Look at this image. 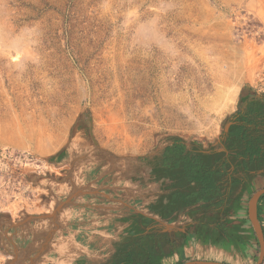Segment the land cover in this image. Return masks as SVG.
<instances>
[{
	"label": "rangeland",
	"instance_id": "374dc122",
	"mask_svg": "<svg viewBox=\"0 0 264 264\" xmlns=\"http://www.w3.org/2000/svg\"><path fill=\"white\" fill-rule=\"evenodd\" d=\"M253 101L264 110V0H0V261L39 257L120 168L158 174L173 139L217 151ZM155 175L166 200L173 178Z\"/></svg>",
	"mask_w": 264,
	"mask_h": 264
},
{
	"label": "crops",
	"instance_id": "0c3cea01",
	"mask_svg": "<svg viewBox=\"0 0 264 264\" xmlns=\"http://www.w3.org/2000/svg\"><path fill=\"white\" fill-rule=\"evenodd\" d=\"M218 151L225 152L224 162H228L221 169L226 170L220 179L223 203L219 207L206 209L202 204H195L170 214L168 207L164 208L169 200L168 197L164 200L165 187L157 180L150 183L145 180L153 174L133 181L128 172L132 167L120 168L121 178L111 176L109 182L87 188L85 191L89 192L85 195L88 196L84 195L77 202V212L43 236L44 243L39 249L43 252L38 253L39 257L8 249L6 254L15 253L16 257L10 255L8 261H0V264H98L100 261L92 260L90 254L110 264L121 244L154 230L188 241L184 263L257 264L254 257L259 240L250 219L249 206L252 197L264 190V167L258 166V157H254V166L245 169L241 166L243 157L226 151L223 146ZM253 188L260 190L255 192ZM196 212L200 214L198 221L194 219ZM257 215L263 229L260 219L264 221V194L259 198ZM63 248L69 251L68 261L64 263L58 261Z\"/></svg>",
	"mask_w": 264,
	"mask_h": 264
},
{
	"label": "trees",
	"instance_id": "16d2710c",
	"mask_svg": "<svg viewBox=\"0 0 264 264\" xmlns=\"http://www.w3.org/2000/svg\"><path fill=\"white\" fill-rule=\"evenodd\" d=\"M233 120L228 133L222 137L221 146L243 157L241 166L245 169L254 166V157H258V166L264 167V129L250 119H242L239 113ZM224 159L225 152L213 147L173 139L162 151L158 174L157 168L152 170L153 175L168 174L175 183L164 208L168 207V212L174 214L195 204H202L206 209L219 207L223 203L220 179L226 170L221 169L228 164ZM260 221L263 225V219ZM187 245L183 237L173 238L170 233L154 230L121 244L110 264H183L187 260Z\"/></svg>",
	"mask_w": 264,
	"mask_h": 264
},
{
	"label": "water",
	"instance_id": "95a60500",
	"mask_svg": "<svg viewBox=\"0 0 264 264\" xmlns=\"http://www.w3.org/2000/svg\"><path fill=\"white\" fill-rule=\"evenodd\" d=\"M59 182L61 183V180L58 177ZM79 191V192H78ZM77 194H81L80 190H77L74 195H71V197H75ZM264 194V190H261L257 192L251 199L250 206H249V213H250V219L252 221V224L254 226L257 238L259 240L260 244V256L257 264H262L264 261V231L262 229V226L258 220L257 215V204L259 201V198ZM58 213L60 212V209L58 208ZM184 264H227V263H219V262H207V261H192L187 262Z\"/></svg>",
	"mask_w": 264,
	"mask_h": 264
},
{
	"label": "flooded vegetation",
	"instance_id": "af4514ba",
	"mask_svg": "<svg viewBox=\"0 0 264 264\" xmlns=\"http://www.w3.org/2000/svg\"><path fill=\"white\" fill-rule=\"evenodd\" d=\"M237 113H239V116L242 117V119H244V120L250 119L257 126L259 125L260 129H264V124L260 125L258 123L259 122L258 116L259 115L264 116V110L262 109V107L258 106V103L256 101H253L252 103L248 102L246 109L245 110L238 109ZM246 124L247 125H244V126H246L245 128L248 127V123H246ZM255 144H256V141H255ZM262 144H264V142ZM260 148L262 149L261 145H260ZM263 150H264V148H263Z\"/></svg>",
	"mask_w": 264,
	"mask_h": 264
},
{
	"label": "bare ground",
	"instance_id": "6f19581e",
	"mask_svg": "<svg viewBox=\"0 0 264 264\" xmlns=\"http://www.w3.org/2000/svg\"><path fill=\"white\" fill-rule=\"evenodd\" d=\"M236 95H237V91H232L229 95H228V102H227V105H226V109H229L231 107V103L233 104V102L235 101L236 99Z\"/></svg>",
	"mask_w": 264,
	"mask_h": 264
}]
</instances>
